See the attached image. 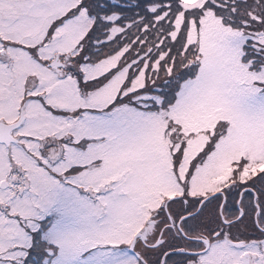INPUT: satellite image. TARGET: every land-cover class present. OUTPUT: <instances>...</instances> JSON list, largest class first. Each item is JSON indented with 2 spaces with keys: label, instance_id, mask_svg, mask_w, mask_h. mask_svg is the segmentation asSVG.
I'll use <instances>...</instances> for the list:
<instances>
[{
  "label": "snow or ice",
  "instance_id": "6c2138e0",
  "mask_svg": "<svg viewBox=\"0 0 264 264\" xmlns=\"http://www.w3.org/2000/svg\"><path fill=\"white\" fill-rule=\"evenodd\" d=\"M0 264H264V0H0Z\"/></svg>",
  "mask_w": 264,
  "mask_h": 264
}]
</instances>
